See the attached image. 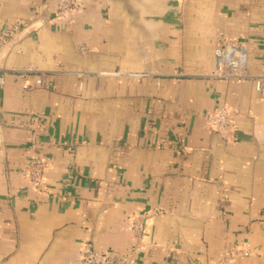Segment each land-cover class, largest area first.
<instances>
[{
  "label": "crops",
  "instance_id": "0c3cea01",
  "mask_svg": "<svg viewBox=\"0 0 264 264\" xmlns=\"http://www.w3.org/2000/svg\"><path fill=\"white\" fill-rule=\"evenodd\" d=\"M81 1L54 20L58 0H0V33L24 21L0 43V264L126 251L136 214L132 264H264V96L210 75L225 36L264 76V0ZM222 104L226 136L207 122Z\"/></svg>",
  "mask_w": 264,
  "mask_h": 264
},
{
  "label": "built area",
  "instance_id": "2783aa9c",
  "mask_svg": "<svg viewBox=\"0 0 264 264\" xmlns=\"http://www.w3.org/2000/svg\"><path fill=\"white\" fill-rule=\"evenodd\" d=\"M83 7L81 0H58L57 9L54 13V20L68 18L71 14L77 12ZM24 21H18L8 25L1 30L0 43L4 42L13 31L19 29V25ZM215 64L210 75L222 79H243L252 78L255 82L257 91L264 96V76L253 75L248 71V49L244 42L238 39H229L225 36L220 37V43L214 50ZM23 72L34 73L35 84L43 85L46 83V78L42 72L33 68L22 70ZM3 82V76L0 75V83ZM28 84H25L27 87ZM232 109L225 105L216 107L208 116L207 122L211 130L226 136V131L231 123ZM1 142V139H0ZM31 152L25 170L26 176L30 184L36 188L45 189L44 171L47 168L46 161L40 156L37 146L33 139L31 140ZM144 214H136L132 217V229L138 239L128 250L118 251H103L95 247L94 243L87 241L83 246L80 254V264H132L134 252L140 246V240L144 228ZM247 249L232 248L224 254L214 264H226L229 259L246 254Z\"/></svg>",
  "mask_w": 264,
  "mask_h": 264
}]
</instances>
